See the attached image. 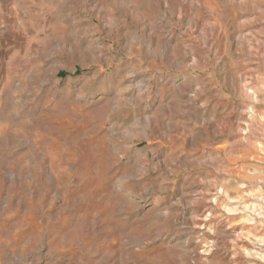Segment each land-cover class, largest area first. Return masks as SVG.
Returning a JSON list of instances; mask_svg holds the SVG:
<instances>
[{
    "label": "rangeland",
    "instance_id": "1",
    "mask_svg": "<svg viewBox=\"0 0 264 264\" xmlns=\"http://www.w3.org/2000/svg\"><path fill=\"white\" fill-rule=\"evenodd\" d=\"M0 264H264V0H0Z\"/></svg>",
    "mask_w": 264,
    "mask_h": 264
}]
</instances>
